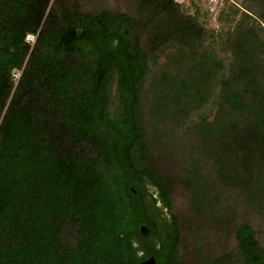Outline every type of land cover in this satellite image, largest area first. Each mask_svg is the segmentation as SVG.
Masks as SVG:
<instances>
[{"label":"trees","instance_id":"16d2710c","mask_svg":"<svg viewBox=\"0 0 264 264\" xmlns=\"http://www.w3.org/2000/svg\"><path fill=\"white\" fill-rule=\"evenodd\" d=\"M122 3L0 0V264H264V0Z\"/></svg>","mask_w":264,"mask_h":264},{"label":"rangeland","instance_id":"374dc122","mask_svg":"<svg viewBox=\"0 0 264 264\" xmlns=\"http://www.w3.org/2000/svg\"><path fill=\"white\" fill-rule=\"evenodd\" d=\"M88 5H102L107 7H122L126 8V6L122 3V0H84ZM125 1V0H124ZM178 2L182 3L189 12L199 13V19L203 24L211 29H214L217 32H227L231 31L237 21L244 16V5L249 3V0H177ZM252 5L255 0H251ZM249 14L254 15L252 11H247ZM252 16V18H254ZM256 18V17H255ZM255 20V19H254ZM251 21V20H250ZM18 73L15 74L17 76ZM153 190V188H152ZM177 197V195H176ZM232 203L237 205V198L232 200ZM160 205V203H159ZM239 208L242 209L239 201H238ZM186 208L184 207V203L179 204V211L178 213L181 219L186 221ZM163 212L165 213L166 210L164 209ZM255 225L258 229L264 234V226H262L261 220L257 217L254 220ZM196 227V224L193 225ZM262 227V228H261ZM207 239H211V234L207 232ZM229 241L233 243L232 234L229 237ZM191 242V241H190ZM214 243V242H212Z\"/></svg>","mask_w":264,"mask_h":264},{"label":"water","instance_id":"95a60500","mask_svg":"<svg viewBox=\"0 0 264 264\" xmlns=\"http://www.w3.org/2000/svg\"><path fill=\"white\" fill-rule=\"evenodd\" d=\"M138 229L142 235H147L150 231V229L145 224L139 225ZM137 264H156V259L154 255H149L137 262Z\"/></svg>","mask_w":264,"mask_h":264},{"label":"built area","instance_id":"2783aa9c","mask_svg":"<svg viewBox=\"0 0 264 264\" xmlns=\"http://www.w3.org/2000/svg\"><path fill=\"white\" fill-rule=\"evenodd\" d=\"M25 40H26L27 42L33 43L34 40H35V35H33V34H31V33H28V34H26V36H25Z\"/></svg>","mask_w":264,"mask_h":264}]
</instances>
